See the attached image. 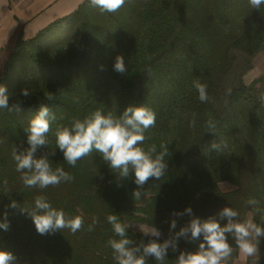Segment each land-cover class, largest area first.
Returning <instances> with one entry per match:
<instances>
[{
	"label": "trees",
	"instance_id": "16d2710c",
	"mask_svg": "<svg viewBox=\"0 0 264 264\" xmlns=\"http://www.w3.org/2000/svg\"><path fill=\"white\" fill-rule=\"evenodd\" d=\"M262 48L264 12L252 10L248 0H126L116 13H101L86 0L33 40L19 42L0 77L9 107L18 104L20 109H0V221L6 214L9 224L6 231L0 229V251L13 254L11 264H115L106 246L114 235L108 214L125 224H153L162 240L172 219L177 220L174 231L190 220L172 215L189 206L201 218L228 206L242 218L251 214L259 221L260 213L245 202L255 198L264 210V77L246 87L240 80L226 86L225 76L233 52L249 60ZM117 55L124 57L125 74L114 70ZM196 79L207 84L208 102L198 99ZM23 88L32 94L24 97ZM46 95H53V101ZM41 104L56 115L50 147L57 125H68L73 117L82 119L96 109L120 115L129 105L146 104L156 113V125L146 133L144 146L155 144L159 150L161 143L168 145L167 174L163 180L150 179L135 201L134 177L117 187L98 153L71 167L57 148L53 168L62 166L74 181L43 190L25 187L12 151L28 146L24 128ZM210 117L218 134L206 129ZM220 139L228 145L225 152L210 148ZM225 182L235 189L222 192L219 185ZM39 195L53 207L82 215L84 230L41 235L26 213L9 206L15 200L30 207ZM93 217L99 223L88 232ZM129 235L141 236L130 230ZM198 243L181 239L179 249L195 251ZM259 247V264H264V239ZM177 255L169 251L166 264H174Z\"/></svg>",
	"mask_w": 264,
	"mask_h": 264
},
{
	"label": "clouds",
	"instance_id": "9594fccd",
	"mask_svg": "<svg viewBox=\"0 0 264 264\" xmlns=\"http://www.w3.org/2000/svg\"><path fill=\"white\" fill-rule=\"evenodd\" d=\"M89 3L101 13H116L125 5L126 0H89ZM248 5L252 10L264 12V0H248ZM113 67L121 74L128 71L122 55L116 56ZM145 71L151 75V68H146ZM193 87L198 92L200 102H208L207 84L196 79ZM230 93L231 89H228L226 94ZM31 94L28 89H21L24 97ZM45 99L53 101V95H46ZM260 100L264 102V95ZM0 109L10 112L20 110L18 104L9 107V93L4 84H0ZM55 120L56 115L51 108L41 104L38 113L24 128L28 146L13 148L12 159L25 187L43 190L74 181L75 177L62 166L53 168L51 158L56 155L57 148L63 154V160L71 167H75L85 157L98 153L114 173L117 187L134 177L137 188L132 196L135 201L142 198L144 185L150 179L163 180L168 172V145L161 143L159 150L155 144L144 146L149 139L146 133L156 125V113L146 104L129 105L120 115L111 111L105 114L102 109H96L82 119L73 117L68 125H57L54 131L55 146L50 147L52 141L49 133L52 132L51 125ZM194 122L193 120V124ZM206 129L218 134L217 123L211 117L206 122ZM227 147V143L221 139L219 142L212 141L210 145L217 152H225ZM245 203L246 206H251L253 212L260 213L259 221L254 216L242 218L239 211L228 206L215 215L201 218L189 206L183 212H173L172 215H187L190 220L178 231H174L177 220L172 219L169 235L163 240L162 232L153 224L138 227L141 236L135 239L129 235L130 225L122 223L116 214H108L106 220L112 226L114 235L108 239L106 246L111 249L115 264H150V259L155 264H166L169 251L178 253L174 264H232L231 258L236 250L242 257L250 258L251 264H259V246L264 239V210L259 207L260 201L255 198H249ZM9 206L26 213L41 235L64 230L76 234L85 227L82 215H71L62 208L53 207L44 195L36 196L30 207H21L15 200ZM221 221L226 223L221 224ZM98 223V218L93 217L86 230L95 231ZM8 227L5 214L4 220L0 221V229L6 231ZM181 239L187 242L199 241L197 249L180 250ZM14 259L11 252L0 251V264H11Z\"/></svg>",
	"mask_w": 264,
	"mask_h": 264
},
{
	"label": "crops",
	"instance_id": "0c3cea01",
	"mask_svg": "<svg viewBox=\"0 0 264 264\" xmlns=\"http://www.w3.org/2000/svg\"><path fill=\"white\" fill-rule=\"evenodd\" d=\"M85 1L0 0V77L19 42L33 40L56 22L71 15ZM248 259L238 253L234 264H247Z\"/></svg>",
	"mask_w": 264,
	"mask_h": 264
},
{
	"label": "rangeland",
	"instance_id": "374dc122",
	"mask_svg": "<svg viewBox=\"0 0 264 264\" xmlns=\"http://www.w3.org/2000/svg\"><path fill=\"white\" fill-rule=\"evenodd\" d=\"M229 8H232L231 4H229ZM209 11H211L209 9ZM73 13V12H72ZM71 13V14H72ZM92 22V20L90 21ZM235 54V60L232 64V67L228 70L225 76V85H237L238 80H240L246 87L251 85H257L259 79L264 77V48L258 51L251 59H246L244 54L239 52H233ZM249 61V62H248ZM112 177V176H111ZM219 188L222 192H230L235 189L234 186L225 182L219 185ZM141 216V215H139ZM249 216H252L249 214ZM130 225L129 230L134 234L141 235L139 228L140 226H146L142 223H127Z\"/></svg>",
	"mask_w": 264,
	"mask_h": 264
}]
</instances>
